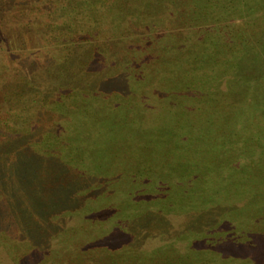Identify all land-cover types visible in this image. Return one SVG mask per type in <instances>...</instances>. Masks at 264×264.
<instances>
[{"label":"trees","instance_id":"obj_1","mask_svg":"<svg viewBox=\"0 0 264 264\" xmlns=\"http://www.w3.org/2000/svg\"><path fill=\"white\" fill-rule=\"evenodd\" d=\"M49 1L51 10H57L53 21L57 23L51 25L62 27L60 34H65L60 44L62 50L57 48L56 54L52 51L53 59H58L59 66L65 69V94L46 86L36 89L33 73L25 74L21 80L0 78V224L13 217L16 233L23 239L14 240L12 235L6 240L0 238V248H6L7 241L14 250L25 241L22 245L34 250L27 254L26 260L10 259L8 264H131L132 261L154 264L153 258L162 253V257L174 253L179 259H188L194 253L208 258L205 262L215 261L209 259L211 255L239 256L253 264H264V216H256L258 208L264 206V199L261 203L252 201L256 186H246L240 179L264 171L263 132L256 142L261 151L256 153L258 147L252 145L257 148L253 155L243 149L242 139L234 140L239 158L227 165L232 166L237 181H228L233 184L228 196L229 191L223 193L228 188L224 182L205 181V176L198 173L187 179L180 172L166 179L131 178L122 172L109 178L87 177L88 173L67 150L75 143L78 119L74 115L83 105L110 101L113 107L115 94L133 91L142 95L150 91L144 83L150 73L176 58L163 53L164 45L176 43L177 38L181 39L177 43L180 45L188 39L196 38L199 44L206 38L213 40L224 47L221 59L231 70L235 68L229 56L235 50V36L232 35L233 43H229L227 36L225 39L219 35L215 39V36L190 35L192 31L188 28L181 30L171 25L174 16L169 12L152 15L148 20L151 24L129 19L133 29L120 31L107 23L113 12L108 0H83L89 16L84 8L82 13L65 10L57 0ZM123 5L127 6L126 0ZM178 8L183 14L190 12L185 5ZM23 17L14 26L29 28L31 24ZM2 34L0 41L5 45L6 37ZM60 34L55 35V42L60 41ZM173 34L176 37L170 36ZM15 54H18L16 48L10 55ZM15 62L8 60L5 67L9 74L19 69L16 64L11 67ZM41 65L43 68L44 64ZM46 67L48 70L52 66ZM131 68L136 73L134 76ZM135 84L138 90L134 89ZM52 86L55 85L50 83ZM207 88L209 97L219 95L217 88ZM155 94L160 93L155 91ZM236 125L240 130L241 124ZM42 132L44 135L39 136ZM227 165L221 172L228 171ZM191 169L202 172L200 164ZM206 185H211L220 196L215 202L219 208L217 215L209 211L214 205L208 200L193 207L200 214L187 217L184 207L179 205V200L189 193L185 188ZM159 213L166 218L158 230L155 215Z\"/></svg>","mask_w":264,"mask_h":264},{"label":"rangeland","instance_id":"obj_2","mask_svg":"<svg viewBox=\"0 0 264 264\" xmlns=\"http://www.w3.org/2000/svg\"><path fill=\"white\" fill-rule=\"evenodd\" d=\"M47 1L0 0V33L6 37L5 45L0 41V78L12 81L19 77L21 80L25 74L33 73L36 89L46 86L64 95L65 69L61 68L63 65L59 66L58 59H53L52 51L56 54L58 49L62 50L60 44H63L65 34H60L62 27L51 25L57 23L53 22L57 10H51ZM57 1L65 10L82 13L85 0ZM123 1L108 0L113 12L107 23L116 30L133 29L128 24L129 19L134 23L151 24L148 20L152 15L169 12L174 16L171 25H177L181 30L188 28L192 31L190 35L215 36V39L219 35L225 39L227 36L229 43H233L234 35L235 50L229 56L235 68L230 70L221 59L225 49L216 45L215 41L206 38L200 41V45L195 38L184 40V44L180 45L177 43L181 39L177 38L176 43L173 41L164 45L163 50L168 57L176 58L165 67H157L155 73H150L145 80L150 91L142 95L133 91L121 96L115 94L113 107L110 101L108 104L93 101L81 107L74 115L78 119V133L73 146L67 149L68 153L76 157L74 161L80 163L88 173L87 177L109 178L122 172L131 178L155 176L166 179V176H177L180 172L187 179L198 173L205 176V181L224 182L228 188L223 193L225 195L229 191L226 196L230 195L233 184L228 181H237V177H234L229 165L239 158L236 153L239 148L234 145V140L242 139L243 149L253 155L257 148H252V145L258 147L256 142L262 132L264 136V0H126L127 6L123 5ZM183 5L190 10L189 14H183L178 8ZM117 7L120 8L116 12ZM84 9L89 16V9ZM176 9L178 11L174 14ZM22 15L31 24L29 28L14 26ZM211 22L216 24L208 25ZM24 24V21L21 22L22 26ZM57 34L61 35L60 41L55 42ZM170 36L176 37L174 34ZM15 48L18 54L10 55ZM8 60L16 61L12 68L20 66L15 74L6 70ZM41 63L44 67H52L47 70V67H41ZM135 74L131 68V75ZM38 76L40 80L37 81ZM44 82L47 85H42ZM50 83L55 86L50 87ZM207 86L217 88L219 95L209 97ZM137 88L138 84H135L134 89ZM155 91L160 94L157 96ZM18 121L23 122V119L18 118ZM237 122L241 124L240 130ZM260 151L258 147L256 153ZM195 164L202 166V172L191 169ZM226 165L228 171L221 172ZM240 179L246 186H256L252 191V201L259 200L261 203L260 200L264 199V171ZM185 190L189 193L178 198H181L179 205L184 207L182 210L187 217L200 214L193 207L197 208L199 202L202 204L208 200L214 205V209L209 211L217 215L219 208L215 202L220 196L211 185L186 187ZM258 213L256 216H264V206L258 208ZM155 216L158 217L155 229H160L166 217L162 213ZM12 218H9L10 221L4 219L0 224V238L6 240L8 235H12L11 238L21 241L23 239L16 233ZM155 229L151 231L154 233ZM5 244L6 248H0V264L6 261L8 264L10 259L17 261L24 257L26 260L27 254L34 251L22 245L25 241L14 250L11 243L5 241ZM162 255L153 258L154 264H253L251 260L239 256L218 258L211 255L209 259L215 261L205 262L208 258L194 253L188 259H179L174 253Z\"/></svg>","mask_w":264,"mask_h":264}]
</instances>
